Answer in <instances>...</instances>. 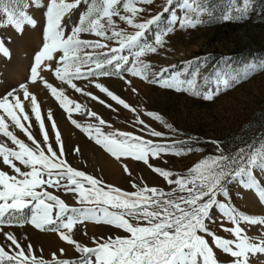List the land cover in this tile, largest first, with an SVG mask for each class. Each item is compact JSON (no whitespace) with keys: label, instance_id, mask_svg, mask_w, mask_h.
I'll list each match as a JSON object with an SVG mask.
<instances>
[{"label":"snow or ice","instance_id":"1","mask_svg":"<svg viewBox=\"0 0 264 264\" xmlns=\"http://www.w3.org/2000/svg\"><path fill=\"white\" fill-rule=\"evenodd\" d=\"M153 3L154 0H47L46 4L42 0H0V16L4 17L0 20V27L11 26L21 35L25 26L35 27L37 23L28 9H46L44 42L34 55L30 83L40 81L58 101L71 124L117 161L142 162L167 185H175L166 192L159 187L139 186L133 182L135 191L129 192L106 185L74 168L65 159L61 132L51 111L44 117L37 96L30 91L28 83H22L19 88L0 96V134L14 146L9 147L0 140L2 164L11 171L10 174L0 170V236L3 238L0 241V264H250V259L264 255V240L249 237L241 226H264V218L241 213L234 205L225 202L231 200L228 185L233 182L248 190L255 189L264 201V185L259 184L257 176V173L264 174V146L224 154L219 142H215L219 155L198 162L187 175L174 178L173 171L150 161L163 160L166 155H181L185 149H178L176 145L182 142H167L164 132L153 129L139 118L135 124L140 126L138 131L141 134L118 129L104 132L102 128L107 122L95 112L90 115L98 123L82 125L73 118V113L84 114L86 107L70 99L63 88L58 89L41 75L43 70L51 71L61 84L111 108L105 100L74 82L86 80L117 105L135 112L136 109L99 80L115 77L131 84L128 77H138L160 88L211 100L221 90L264 70V61L252 60L243 65L241 71L207 74L203 77L206 86L203 91L197 88L202 70L200 61L195 67L188 62L182 72L173 73L169 68L153 71L151 65L141 58L148 53H157V46L163 47L164 38L177 27L194 29L206 19L225 22L246 19L254 10L253 0H165L161 12L138 22L137 17L145 11L139 5ZM82 4L84 9L78 20L66 32L65 16ZM164 13H168V23L159 29ZM114 18L136 31H124ZM153 26L158 30L150 42L146 32ZM84 33L95 39H82ZM113 41L118 46H110L109 42ZM0 54L10 57L2 40ZM46 61H55V66ZM206 63L204 61L203 65ZM189 70L191 78H184ZM210 84L213 86L209 87ZM30 113L42 133L39 141L30 130ZM139 115L137 113V117ZM147 115L172 130V125L161 115L153 112ZM45 119L50 121L54 130L55 146L49 141ZM10 126L19 129L30 144L18 138ZM145 133L148 137L159 138V142L146 138ZM74 151L80 150L77 147ZM123 170L131 176L126 164ZM56 192L72 194L80 206L68 205ZM223 219L232 226L225 227ZM86 222L110 226L124 235L92 237L93 246L84 245L74 238L73 233L76 225ZM217 222L232 239L221 237L211 229L210 225ZM24 225H31L41 232L56 233L61 241L73 247L79 258L74 261L57 258L56 253L49 260L38 258L30 243L22 244L12 232L4 231L5 227ZM217 250L226 254L228 259L219 261ZM59 252L63 256L65 249L61 248Z\"/></svg>","mask_w":264,"mask_h":264},{"label":"rangeland","instance_id":"2","mask_svg":"<svg viewBox=\"0 0 264 264\" xmlns=\"http://www.w3.org/2000/svg\"><path fill=\"white\" fill-rule=\"evenodd\" d=\"M42 2L46 4L47 0H42ZM164 2L165 0H154L153 4L139 5L145 11L139 14L137 21L142 22L161 12ZM253 4L254 10L249 13L246 19L227 22L206 19L204 24L198 25L194 29L177 27L164 38L163 47L157 46V53H148L141 59L149 63L153 71L169 68L173 73L182 72L188 62H192L195 67L196 62L200 61L202 70L198 78L197 88L202 91L206 90L203 82L205 75L220 71H241L243 65L249 61L255 60L257 63L264 61V0H253ZM83 9L84 5L82 4L78 9H74L65 16L66 32L76 23ZM28 11L37 23L35 27L25 26L22 35L18 34L11 26L0 27V40L10 52V57L0 54V96L12 89L19 88L22 83H28L30 91L37 96L41 105L42 115L46 117L47 112L51 111L61 132L65 159L74 168L102 180L106 185L129 192L135 191L132 186L133 182L139 186H155L166 192L171 191L175 185H167L163 178L153 173L142 162L125 159L122 163L99 145H96L86 133L81 132L80 129L71 124L58 101L50 94V90L43 87L40 81H37L36 84L30 83V69L34 64V55L38 53L44 42L46 9L30 7ZM179 14L177 12V15ZM167 17L168 13H164L159 29L167 26ZM3 19L4 17L0 16V20ZM114 19H116L119 28L124 31L128 33L136 31L123 21H119L118 18ZM157 30L153 26L146 32L150 42ZM81 38L95 39L94 36L87 33L81 34ZM109 43L110 46H118L114 41ZM204 61H207L206 65H203ZM45 63L55 66L56 62L46 61ZM15 72H20L19 76L18 74L15 76ZM190 72L191 70H189V74H185L184 78L190 79ZM41 75L58 89L63 88L70 99L80 102L82 106L86 107L87 111L84 114L73 113V118L82 125L97 124L98 120L90 115V113L95 112L107 122L102 128L104 132L118 129L141 134L138 131L140 126L135 124L139 118L144 119L153 129L164 132L167 142H182L176 145L178 149H185L181 155H166L163 160L150 161L162 169L173 171L174 178L175 176L187 175L189 170L198 162L219 155L215 142H219L224 154H234L241 148L249 151L251 148L264 146V70H258L229 89L221 90L211 100H205L202 96L198 97L186 92L160 88L138 77L129 76L128 79L131 80V84L115 77L99 80L110 91L125 100L131 108L136 109L135 112L117 105L86 80L74 82L86 91L105 100L107 104L111 105V108L93 101L90 97L76 93L67 85L61 84L51 71L43 70ZM208 86L212 87L213 85ZM133 88L136 89L135 92L132 91ZM148 112L161 115L168 124L172 125V130L153 120L147 115ZM137 113L140 114L139 117H137ZM30 117L32 120L30 130L39 141L42 139L39 124L31 113ZM108 125H111V128ZM45 127L49 132V141L55 146L54 130L51 129L50 121L47 119H45ZM10 130H14V134L18 138L30 144L19 129L10 126ZM143 135L159 142V138L148 137L146 133ZM0 140L8 143L9 147H14L2 134H0ZM77 147L79 152L74 151ZM188 149L191 150L188 151ZM124 164L128 166L131 176L124 172ZM18 166L20 165L18 164ZM0 170L8 171L11 174L10 169L2 164V158H0ZM257 176L259 184L264 185V174L257 173ZM228 191L231 200L225 202L234 205L241 213L264 218V201L259 198L255 189L248 190L239 183L233 182L228 185ZM55 194L64 199L70 206H80L73 199L72 194L63 192H56ZM219 199L223 200L224 198L219 197ZM25 211L27 212V210ZM213 215H216L215 211H213ZM222 222L225 227L232 226L226 219H223ZM241 226L249 237L255 240H264V226L247 224ZM210 227L221 237L233 238L229 233L222 230L220 222L213 223ZM4 231L12 232L22 244L30 243L38 258L43 257L45 260H49L53 253L57 254V258L73 261L79 258V254L74 251L73 247L61 241L54 232H41L31 225L5 227ZM85 232L87 235H84ZM73 235L80 243L93 246L92 237L100 238L124 235V233L110 226L86 222L76 225ZM2 239L0 236V241ZM61 248L65 249L63 256L59 252ZM216 254L221 262L228 259V256L219 250ZM250 264H264V255L250 259Z\"/></svg>","mask_w":264,"mask_h":264},{"label":"bare ground","instance_id":"3","mask_svg":"<svg viewBox=\"0 0 264 264\" xmlns=\"http://www.w3.org/2000/svg\"><path fill=\"white\" fill-rule=\"evenodd\" d=\"M36 39H37V38H36ZM34 43H35V42H34ZM14 71H15V70H14ZM19 73H20V72H19ZM19 73H18V72H17V73L15 72V76H16V74H18V76H19Z\"/></svg>","mask_w":264,"mask_h":264}]
</instances>
